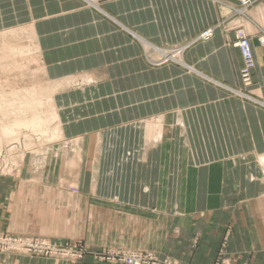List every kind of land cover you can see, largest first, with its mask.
I'll use <instances>...</instances> for the list:
<instances>
[{"label":"crops","instance_id":"crops-1","mask_svg":"<svg viewBox=\"0 0 264 264\" xmlns=\"http://www.w3.org/2000/svg\"><path fill=\"white\" fill-rule=\"evenodd\" d=\"M236 6L0 0V31H30L60 129L16 176L0 175V233L174 264H264V108L231 93L264 104V1L242 24L255 63L249 88ZM208 28L212 37L195 41ZM174 48L179 64L157 63ZM0 264L106 263L0 253Z\"/></svg>","mask_w":264,"mask_h":264},{"label":"rangeland","instance_id":"rangeland-1","mask_svg":"<svg viewBox=\"0 0 264 264\" xmlns=\"http://www.w3.org/2000/svg\"><path fill=\"white\" fill-rule=\"evenodd\" d=\"M82 1H83L84 5L86 7L91 8V9L96 10V11L99 10V2H100V0H98V3H96L97 8L92 6V5H90V4H88V2H86L85 0H82ZM27 32H29V33L27 34ZM17 33H19V34H17ZM20 34H21V36H19ZM177 49L178 48H174V49H172L171 51L168 52L169 59H166L163 62H161V60H159L157 63L161 64V63H164V62H167V61H172V62H175V63L179 64L180 61H181V59H180L181 54L177 55V53H175V50H177ZM27 50H28V52H27ZM20 52H22V53H20ZM40 66L41 65H40V62H39V57H38V54H37V51H36V47H35L33 38H32V36L30 34V31L27 28H15V29H11V30L0 31V98H3V100L1 99V101L3 102L2 105H4V106L6 105V107H5L6 109L3 108L4 106L3 107L0 106V108H1L0 115H1V111H3V112L5 111V113H6V114H3V115L6 116V117L3 116L4 117L3 122L6 119H8L9 121L11 119L12 121H10V122L8 120H6V121H8L11 124L15 123L14 122V116L16 114H20L19 111L22 112V109L24 108V106H26V108H27V106H28V108H32L29 105H27L26 101H29V98L31 97L30 95L34 94L35 92H36L37 96L38 95L40 96V97L38 96V99H40V98H42V99L46 98L47 99V98L50 97V87L47 84L46 80L44 79L43 70H42V68ZM251 78H252V73H251ZM34 87H36V88H34ZM249 87H246V88H249ZM243 88H245V87H243ZM30 90H31L32 93L30 92ZM36 90H38V91H36ZM20 91H22V92H20ZM11 92H12V94H11ZM8 93H9V95H8ZM231 93L236 95V96H238V97H240V98H242L243 100L251 102L252 104H254V105L258 106V107L264 108L263 102L260 101V100L254 99L251 96L250 91H246L245 89L241 90V91H239V90H231ZM241 94H245V96H241ZM246 96L249 97V98H247ZM6 98H8V99L10 98V99L8 100ZM21 98H22V100H21ZM15 99H16L17 102L15 101ZM5 100H6V102H10V103L4 104ZM1 101H0V105H1ZM15 104H16V106H15ZM19 104L20 105L22 104V105L20 106ZM9 105H10V108H8ZM48 106H50V103H48ZM19 107H22V109L21 108L19 109ZM13 108H15V110H13ZM26 108H24V109H26ZM10 109H12V111L8 112L7 110H10ZM16 109H18V110H16ZM27 110L28 109H26L25 111H27ZM46 110L49 112L50 111V107L46 108ZM13 111L14 112H18V113H12ZM52 111H53V109H52ZM31 112H33V110H31V111L28 110L27 113L24 112V111L22 112L21 116L23 118L25 117L24 118L25 121H27L26 119H29V120H31V118L33 119L34 115ZM7 113H10V114H7ZM12 114H14V115H12ZM23 114H25L26 116H24ZM30 114H31V116H30ZM49 114H50V112H49ZM21 116L20 115L19 116L16 115L15 119L16 120L19 119L20 121H24V120L21 119ZM1 117H2V115H1ZM19 120H17L16 123L19 122ZM47 121H48V123H46V125H49V126H47V128L49 127V128H53V129H48L47 130L46 134L47 133L48 134L46 136H44L46 138H44L41 135V134H44V133H41V134L37 133V132L33 131L30 128L32 130V132L35 133V135H34L32 132H30L31 130L29 128H23L22 131H21V135H20L18 141H15L14 138L11 137V135H8V137L6 135L4 136V134H2L3 131H2V128L0 126V128H1L0 140L2 141V143L0 144V146H1L0 147V153H1L0 154V175L16 176L19 172L22 171V168H23L22 164H23V162H24L26 157H29V158L33 157V158L37 159L38 157H40L42 155L43 149L46 146H48L49 144H51V143H53V142H55V141H57L59 139V137L55 136V138L57 139V140H55V138H53L54 135L53 136L50 135L53 131H55L54 130L55 127H50V125L53 124L51 122L50 118ZM52 126H55V125L53 124ZM49 130H50V132H48ZM2 135L4 136L5 140H4ZM25 135L27 137H29V138L31 136L30 140H29V138H25ZM1 137H2L3 140L1 139ZM8 138H10V143L12 142V139L15 142L13 141L11 143L12 144L11 145L9 143V141H8L9 140ZM6 140L9 143V145L6 142ZM47 140L49 142H47ZM30 143H32V144H30ZM26 144H27V146H26ZM13 147L16 148L17 151H16V149H13L14 151L13 150L9 151ZM8 155L10 157H12V158H10ZM14 156H15L14 161L17 159L16 161H18V162L17 163L13 162V164H12L10 162L12 161ZM20 156H21V158H20ZM22 157H24V158H22ZM4 159H5L6 162L7 161L8 162L6 163L4 161ZM20 160H21V162H20ZM10 166L14 167V169L12 170V168ZM28 166H30V165H28ZM31 166H32V170L31 171H33V172L41 171L42 167H43L42 165H38L36 163L31 164ZM8 168L11 170V172H9ZM71 191L76 193L77 189L72 188ZM0 234L8 236L10 238H19V239L21 238V239L33 240V241H36V240L42 241L43 240V241H47V242L51 243L52 245L54 244V245H57V246H67V245L72 246V245H76L78 248H81L82 250H85L86 253H87V255H85L84 258H81V259H78V260L57 258V257L49 256V255L41 256V255H29V254H26V253H22V255H27V256H30V257H38V258L49 259V260H54V261H59V262L60 261H67V262H74V263H82V262H84V259L87 256H90V257H92L94 259L93 255H92L93 253H99V252H102L104 250L105 251H112V252L136 253L134 251H124V250L110 249V248H102V249H100L98 251L90 252V251H88L86 246L83 243H81V242H76V243H71V244H69V243L56 244V243H53L50 240H47L46 238H42V237L11 236V235H8V234H5V233H0ZM0 253L1 254H11V253L21 254L19 252L17 253V252H6V251H4V252L0 251ZM137 253H142V252H137ZM144 254H149V253H144ZM95 261L96 262H104L106 264H113V263H109V262H106V261H99V260H95ZM115 264H123V263H115Z\"/></svg>","mask_w":264,"mask_h":264},{"label":"built area","instance_id":"built-area-1","mask_svg":"<svg viewBox=\"0 0 264 264\" xmlns=\"http://www.w3.org/2000/svg\"><path fill=\"white\" fill-rule=\"evenodd\" d=\"M88 4L97 8L96 3L98 0H85ZM237 6L232 8L231 14L235 22V44L240 51L243 66L240 70V81L243 87H249L252 83L251 73L254 69V57L252 48L249 41V35L244 30L242 24L248 20V10L255 5L258 1L264 0H234ZM213 35V28L204 30L195 41H207ZM260 46L264 49V34L258 38ZM177 55L181 54V50H175ZM245 96V94H241ZM247 97V96H246ZM249 98V97H247ZM0 251L6 252H19L29 255L52 256L63 259L78 260L87 255L85 250L78 248L76 245L57 246L52 245L47 241L40 240H26L19 238H10L0 234ZM95 260L106 261L109 263H123V264H174L168 259H159L152 254L144 253H124L102 251L92 254Z\"/></svg>","mask_w":264,"mask_h":264},{"label":"bare ground","instance_id":"bare-ground-1","mask_svg":"<svg viewBox=\"0 0 264 264\" xmlns=\"http://www.w3.org/2000/svg\"><path fill=\"white\" fill-rule=\"evenodd\" d=\"M29 32H27V34H28ZM17 34H19V33H17ZM19 36H21V34L19 35ZM22 49V48H21ZM37 49V48H36ZM20 50V49H19ZM14 51V50H13ZM25 51V50H24ZM33 51V50H32ZM27 52H28V50H27ZM20 53H22V52H20ZM25 53V52H24ZM30 53V52H29ZM13 54V53H12ZM18 55V54H17ZM20 55V54H19ZM11 58V57H10ZM14 60V59H13ZM39 65V64H38ZM41 67V66H40ZM58 83V82H57ZM32 87V86H31ZM16 88V87H15ZM33 88V87H32ZM34 88H36V87H34ZM2 89V88H1ZM20 89V88H19ZM31 89V88H30ZM57 89V88H56ZM17 90V89H16ZM25 90V89H24ZM27 90V89H26ZM32 90V89H31ZM31 90H30V92H31ZM51 90V89H50ZM28 91V90H27ZM36 91H38V90H36ZM42 91V90H41ZM3 92V91H2ZM1 92V93H2ZM5 92V91H4ZM13 92V91H12ZM12 92H11V94H12ZM20 92H22V91H20ZM35 92V91H34ZM10 93V92H9ZM9 93H8V95H9ZM29 93V92H28ZM32 93V92H31ZM5 94V93H4ZM7 95V94H6ZM14 95V94H13ZM12 95V96H13ZM30 95V94H29ZM5 96V95H4ZM17 96V95H16ZM31 97L29 98V101H26L27 102V105H29L30 107H32V108H28V106H27V108H26V106H24V108H26V109H28V110H33V112H31V113H33V115H34V117H33V119L31 118V120H29V119H26L27 121H25L24 120V118L21 116V114H22V112L24 111V112H28V110L27 111H25L26 109H22V107H19V109L21 108L22 109V112H20L19 111V113L20 114H16V115H20L21 116V119L22 120H24V121H20L19 119H17V120H19V122H17L16 123V115L14 116V122L15 123H9L10 121H12L10 118V121L8 120V119H6V120H8V121H4L3 122V120H4V117H6L5 115H3V114H6L5 113V111L3 112V111H1V115H2V117H1V115H0V126H1V128H2V131H3V133L2 134H4V136L6 135L7 137H8V135H11V137H13L14 138V140L15 141H18L19 140V137H20V135H21V131H22V129L23 128H31L33 131H35V132H37V133H44V134H41L43 137L44 136H46L47 134H46V132H47V130L48 129H53V128H47V126H49V125H46V123H48V119L50 118V120H51V122L55 125V126H52V125H50V127H55V131H53L50 135H54V137L53 138H55V136H59V130H57L58 129V125H57V121L59 122V119L57 118L56 119V114H55V112H54V110L52 111V109L54 108L53 107V105H52V96H51V94H50V97L49 98H40V99H38V96H37V94H36V92L34 93V94H32V95H30ZM11 97V96H10ZM19 97V96H18ZM17 97V98H18ZM22 97V96H21ZM29 97V96H28ZM40 97V96H39ZM1 99L3 100V98H0V101H1ZM6 99H8V98H6ZM10 99V98H9ZM8 99V100H9ZM13 99V98H12ZM11 99V100H12ZM21 100H22V98H21ZM25 100V99H24ZM15 101H16V99H15ZM14 101V102H15ZM20 101V100H19ZM50 101V102H49ZM12 102V101H11ZM17 102V101H16ZM15 102V103H16ZM29 102V103H28ZM2 101H1V107H3L4 105H2ZM6 103H10V102H6V100H5V103L4 104H6ZM20 103V102H19ZM48 103H50V106H48ZM26 104V103H25ZM11 105V104H10ZM10 105H9V107L8 108H10ZM18 105V104H17ZM20 105V104H19ZM22 105V104H21ZM20 105V106H21ZM8 106V105H7ZM14 106V105H13ZM15 106H16V104H15ZM6 107V105L3 107L4 109H6L5 108ZM48 107H50V114H49V112L46 110V108H48ZM2 108V109H3ZM16 108V107H15ZM15 108H13V110H15ZM0 110H1V108H0ZM16 110H18V109H16ZM8 112H10V111H12V109H10V110H7ZM12 113H18V112H12ZM7 114H10V113H7ZM12 115H14V114H12ZM24 116H26L25 114H23ZM32 115V116H33ZM4 116V117H3ZM11 116V115H10ZM30 116H31V114H30ZM49 116V117H48ZM9 117V116H8ZM48 117V118H47ZM52 117V118H51ZM13 118V117H12ZM19 118V117H18ZM16 120V121H15ZM29 120V121H28ZM54 120V121H53ZM160 120V119H159ZM8 122V123H7ZM158 122V121H157ZM151 122H149V124H150ZM161 123V122H160ZM151 124H153V123H151ZM60 127V126H59ZM135 127V126H134ZM145 127V126H144ZM147 127H149L148 125H147ZM1 128H0V132H1ZM157 128H158V126H156V130H157ZM30 129V130H31ZM153 129V128H152ZM27 130V129H26ZM32 130L30 131V132H32ZM145 130V129H144ZM28 132V131H27ZM48 132H50V130L48 131ZM145 132V131H144ZM158 132V131H157ZM162 132V131H161ZM161 132L159 133V135H161ZM33 133V132H32ZM31 133V134H32ZM24 134V133H23ZM28 134V133H27ZM34 135H35V133H33ZM39 134V135H40ZM152 135V134H151ZM150 135V136H151ZM159 135H158V138H159ZM0 136H1V133H0ZM3 136V135H2ZM4 136H3V138H4ZM33 136V135H32ZM24 137V136H23ZM162 137V136H161ZM25 138H29V137H27L26 135H25ZM30 138H31V136H30ZM30 138H29V140H30ZM44 138H46V137H44ZM62 138H63V136H62ZM148 138V137H147ZM151 138V137H150ZM156 138V137H155ZM1 139H2V137H1ZM7 139V138H6ZM9 140V143H10V138H8ZM144 139H145V137H144ZM160 139V138H159ZM3 140V139H2ZM4 140H5V138H4ZM13 139H12V142L14 141ZM24 140V139H23ZM55 140H57L56 138H55ZM75 140V139H74ZM153 140V139H152ZM156 140H157V138H156ZM156 140H154V141H156ZM14 141V142H15ZM46 141V140H45ZM63 141V140H62ZM148 141H149V139H148ZM6 142H7V140H6ZM11 142V143H12ZM47 142H49L48 140H47ZM64 142V141H63ZM66 142V141H65ZM157 142V141H156ZM2 143V141L0 140V144ZM5 143V142H4ZM8 143V142H7ZM6 143V144H7ZM9 143H8V145H9ZM10 143V144H11ZM78 143H80V142H78ZM30 144H32V143H30ZM66 144V143H65ZM12 145V144H11ZM24 145V144H23ZM69 145H72V143L71 144H69ZM78 146H80V144H77ZM26 146H27V144H26ZM29 146V145H28ZM77 146V147H78ZM145 146V145H144ZM1 147V146H0ZM13 149H16V148H12V149H10L9 151H11V150H13ZM20 149V148H19ZM73 149V148H72ZM75 150V149H74ZM78 150V149H77ZM14 151V150H13ZM12 151V152H13ZM16 151H17V149H16ZM78 152V151H77ZM9 153V152H8ZM82 153V152H81ZM1 154V153H0ZM81 155V154H80ZM9 156V155H8ZM23 156V155H22ZM77 156H78V154H77ZM10 157V156H9ZM10 158H12V157H10ZM20 158H21V156H20ZM22 158H24V157H22ZM14 159H15V156H14V158L12 159V161L10 162V163H12L13 164V162L14 163H17L18 161H14ZM82 159V158H81ZM7 160V159H6ZM4 161H5V159H4ZM52 161V160H51ZM71 161H73V160H71ZM6 162V161H5ZM8 162V161H7ZM6 162V163H7ZM20 162H21V160H20ZM76 165H77V162H76V159H74V161H73ZM5 163V164H6ZM18 166V165H17ZM11 167V166H10ZM12 168V170L14 169V167H11ZM9 169V168H8ZM9 172H11V170L9 169ZM95 176V175H94Z\"/></svg>","mask_w":264,"mask_h":264}]
</instances>
